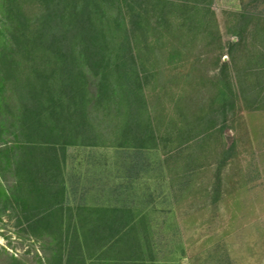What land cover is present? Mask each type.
I'll return each instance as SVG.
<instances>
[{"label": "rangeland", "instance_id": "1", "mask_svg": "<svg viewBox=\"0 0 264 264\" xmlns=\"http://www.w3.org/2000/svg\"><path fill=\"white\" fill-rule=\"evenodd\" d=\"M104 7L98 26L115 48L124 29L116 24L118 12ZM137 7L129 35L140 127L129 123L125 90L92 100L96 134L66 152L65 209L72 214L65 213L64 233L88 232L91 223L80 226V214L100 219L96 210L121 209L136 225V251L92 247L94 259L264 264V0H139ZM43 10L40 0H0L6 85L0 120L16 126L0 136L7 141L14 134L24 140L18 117L30 79L54 67L38 41ZM97 78L87 80L102 82ZM24 158L18 149L12 165H2L0 185L11 199L0 195V264H59L66 253L60 215L36 224L32 206L12 199L25 193L16 186L26 177ZM38 186L42 192V183L28 189L30 203L42 197Z\"/></svg>", "mask_w": 264, "mask_h": 264}, {"label": "trees", "instance_id": "2", "mask_svg": "<svg viewBox=\"0 0 264 264\" xmlns=\"http://www.w3.org/2000/svg\"><path fill=\"white\" fill-rule=\"evenodd\" d=\"M40 1L44 15L38 41L55 63L51 70L36 71L35 77L30 79V88L23 94L25 110L20 113L18 120L22 121L24 140L19 141L17 134H14V141L0 138V174L4 169L2 165H12L10 155L23 149L25 158L21 168L26 177L17 179L16 186L25 189V193L19 196L14 193L12 199L21 202L24 207L32 206L30 222L35 220L36 224L49 223L60 215L61 219H57L60 223L57 225L61 231V243L65 242L66 253L60 255L59 264H92V260H98L99 264H146L143 259L123 257L110 260L106 257V261H103L89 255L92 247L106 248V251L108 248L127 246L132 250L136 249L138 239L133 234L136 225L126 219L129 213L125 210L118 209L114 213L108 209L96 210L94 214L99 215L100 219H89L80 214V226L86 221L91 223L87 228L88 232L81 234L80 227L72 236L68 235V231L64 233L67 229L65 213L72 214V210L65 209L66 152L69 147L79 146L80 141L84 142L96 134L95 120L89 111L92 100L97 97L100 101H105L109 91L113 93L125 90L131 98L128 101L129 123L136 129L140 127L136 121L138 108L133 98L134 87L138 86V66L129 35L135 31L133 28L136 18L138 19L136 11L139 0H105L106 11L114 8L118 12L116 24L124 29V36L115 48L107 41L110 36L107 31L105 35L104 30L98 26L105 11L104 0ZM164 1L170 3L176 0ZM17 37L21 39L26 35L22 37L18 34ZM0 56L5 58L1 52ZM8 68L7 74L13 70V65ZM0 70L3 72V67ZM89 75L101 77L99 79L102 82L95 80V84L91 83L87 80ZM111 76L116 77L115 81H110L108 77ZM3 79L0 80V117L3 115L6 91ZM94 85L98 87L97 94L90 91ZM14 123L9 125L0 120V136L5 130L16 128ZM136 139L143 142L142 137ZM39 183L44 185L42 192L39 186L36 188L42 197L37 196L34 203H30L27 198L32 200L34 192L28 189ZM26 193L28 196H25ZM0 195L8 202L11 199L10 193L1 185ZM111 213L114 214L113 217H110Z\"/></svg>", "mask_w": 264, "mask_h": 264}]
</instances>
